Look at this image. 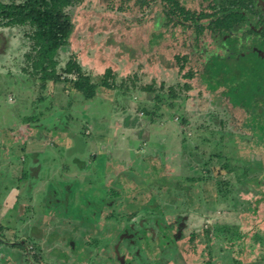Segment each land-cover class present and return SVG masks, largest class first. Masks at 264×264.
<instances>
[{"label":"rangeland","instance_id":"1","mask_svg":"<svg viewBox=\"0 0 264 264\" xmlns=\"http://www.w3.org/2000/svg\"><path fill=\"white\" fill-rule=\"evenodd\" d=\"M142 1L78 0L69 8L74 29L49 68L61 81L45 83L74 87L77 74L63 68L75 58L81 81L96 83V93L88 99L76 91L63 110L78 141L62 148L64 163L59 151L54 161L45 150L40 159L57 164L53 173L0 177V264H264V136L251 118L257 110L234 106L222 85L213 88L201 75L208 55L228 47L207 25L199 31L177 13L168 17L172 3ZM177 1L198 15L225 3ZM254 11L245 28L261 31L264 0ZM31 31L0 24V112L11 123L26 114L24 93L42 84L27 57L36 54ZM243 34H236L238 46L261 38ZM48 131L52 138L60 130ZM113 142L124 146L121 156ZM128 169L143 175L140 184L121 173Z\"/></svg>","mask_w":264,"mask_h":264},{"label":"trees","instance_id":"2","mask_svg":"<svg viewBox=\"0 0 264 264\" xmlns=\"http://www.w3.org/2000/svg\"><path fill=\"white\" fill-rule=\"evenodd\" d=\"M77 1L23 0L20 3L0 1L1 24L28 27L32 30L28 35L34 40L33 50L36 54L27 57L31 59V74L34 76L40 74L39 78L43 83L52 79L61 81V76L56 70L49 68H54L57 64L58 50L69 43V37L74 29L69 8ZM224 1L225 3L223 2L218 10L211 13L202 12L198 15L181 6L177 0H162L165 3H172L170 8L165 10L168 17L177 13L184 20L191 21L199 31H203L207 25L212 29L215 37L220 39L221 45L228 47L226 53L212 52L208 55L209 58L204 64L201 75L215 82L213 88L222 85L225 88L222 94L226 95L234 106L253 112L257 110L251 118L260 130L259 135L262 138L264 136V17L257 24L258 26L261 24V31L256 30L257 26L254 28L247 26V30L245 26L249 18L257 14L254 9L258 7V0ZM142 3L146 1L143 0ZM204 17L213 18L205 24L202 22ZM171 20L179 22L180 19L171 17ZM239 33H242L244 38L250 34H260L261 38L255 39L251 47L245 44L238 46L241 38L236 34ZM63 69L65 72L77 74V79L73 83L74 88L82 91L86 98L90 99L95 95L96 83L81 81L83 69L75 58H70ZM112 76L109 70L107 77ZM188 76L192 77L193 74L190 73ZM104 84L110 85V82L105 79ZM260 112L262 117L259 116ZM109 195L116 196L117 199L121 196L112 191ZM135 214L136 211H133L129 217ZM210 231L221 234L223 227L214 226ZM227 237L230 239L229 242L234 243L235 238Z\"/></svg>","mask_w":264,"mask_h":264},{"label":"crops","instance_id":"3","mask_svg":"<svg viewBox=\"0 0 264 264\" xmlns=\"http://www.w3.org/2000/svg\"><path fill=\"white\" fill-rule=\"evenodd\" d=\"M102 84L103 86H110L107 84L105 85L104 82ZM31 86L33 87V93L30 94L28 91H26L23 97V100L29 102V105L25 110L26 114H20L19 119H15L14 123H11L7 114L2 112V110L0 112V177H3L4 179L6 173L13 177L16 176L20 180H23L25 177H29L30 174H33L34 172H36V174L40 178L45 179L47 175L53 173L52 171L57 166V164H47L41 161L40 157L42 156V154L44 155L46 153L45 150H50V156H53L52 159L54 161L55 152L57 153V151H59L61 153L60 158H63L62 163H64L63 160L67 156L63 154L62 148L70 150L78 141V137L76 134L77 127L69 126L70 124H67L66 119L71 116L65 117L63 113L64 109L69 108V106L71 105H74L75 97L73 95L77 93L76 91L78 90L74 87H71V85H62L61 87H59L57 86V84H53V86H49V84L43 82L41 85H39V88L34 84H32ZM65 86L68 88H65ZM50 88L52 90L51 92ZM94 96L92 98H94ZM8 101L10 103H14L15 99L13 96H9ZM38 102L39 104L44 105V108L42 110L40 109L39 111L36 110V104H38ZM43 129L45 130L44 132ZM48 129H51V131L55 133L57 129H59L60 131H58V134L53 133V137L51 138L47 134L49 132ZM28 137H30L29 140ZM101 137H105V135H102ZM33 138L40 139L33 140ZM43 138L47 139L50 144L44 143ZM63 142H66V144H63ZM113 144L115 146V148L113 147V149L124 147L118 142L117 144L113 142ZM140 144L142 147H144L142 143ZM103 147L106 149V142L103 144ZM127 149L128 157L125 158V161H130L131 165L134 160L129 154L130 143H128ZM106 151L108 152V150ZM136 152H138V150H136ZM179 152L180 150H178V153ZM118 153H120L121 156L122 150L119 149ZM28 154L31 155V158L28 157ZM194 155L197 156V153H195ZM22 157L24 159H21ZM32 159L34 161L31 163ZM121 161L123 162L124 160ZM36 166L38 167V169ZM107 166L113 167V165H111L110 163H107ZM107 166L105 165V167ZM33 167L35 170L33 169ZM128 172H130L129 176L131 180L134 179L136 183H141V178L143 177L142 174H138L136 169H128L127 172L121 170L122 174H127ZM32 176L35 177V175ZM191 177H193L190 178L192 180L196 179L194 178V176ZM118 182L119 183L116 185V187L120 186L119 188L121 189L124 183H120L119 180ZM137 186L140 187V185ZM174 186L177 191L185 189L181 188L178 182H175ZM13 188H16V186L12 187L11 189ZM121 191L124 192L123 188L121 189ZM187 191L188 190L184 191L185 194L188 193ZM121 196H123V193H121ZM172 198L173 197L171 195V190L169 189V193L163 196V200L169 206L170 200Z\"/></svg>","mask_w":264,"mask_h":264}]
</instances>
